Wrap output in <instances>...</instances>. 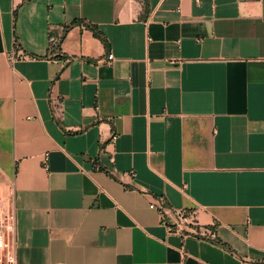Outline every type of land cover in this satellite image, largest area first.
Instances as JSON below:
<instances>
[{
  "label": "crops",
  "instance_id": "obj_1",
  "mask_svg": "<svg viewBox=\"0 0 264 264\" xmlns=\"http://www.w3.org/2000/svg\"><path fill=\"white\" fill-rule=\"evenodd\" d=\"M0 206L17 264H264V0H0Z\"/></svg>",
  "mask_w": 264,
  "mask_h": 264
},
{
  "label": "built area",
  "instance_id": "obj_2",
  "mask_svg": "<svg viewBox=\"0 0 264 264\" xmlns=\"http://www.w3.org/2000/svg\"><path fill=\"white\" fill-rule=\"evenodd\" d=\"M57 43L58 40L51 41V45ZM27 58H29V55L23 52L17 43L14 45L12 51L8 53L10 64ZM113 60V54L108 53L106 63L111 64ZM47 157L48 153H44L42 156L44 167H47ZM132 174L133 172H131ZM148 206L158 212L161 224L169 232L178 235L191 234L200 238L210 239L215 236L213 230H208L198 225V209L171 208L162 196L154 197ZM15 226L14 212L9 207L0 206V264H17Z\"/></svg>",
  "mask_w": 264,
  "mask_h": 264
},
{
  "label": "trees",
  "instance_id": "obj_3",
  "mask_svg": "<svg viewBox=\"0 0 264 264\" xmlns=\"http://www.w3.org/2000/svg\"><path fill=\"white\" fill-rule=\"evenodd\" d=\"M15 19H16V11L14 12L13 15V25L15 26ZM82 25L85 28L91 30V32L93 33V35L95 37H97L99 40H101L103 42V44L105 45L106 48H108V42L105 38V36L101 33V31L99 30V28L97 27L96 24H93L87 20L84 19H76L73 20L71 23L66 24L64 26V30H63V34L61 35L59 42L61 41V39L63 38V36L65 35V33L68 31V29L72 26V25ZM59 42L57 44H55L54 46H52V49L49 51V53L47 54V57L50 59H66L68 58V56H66L65 54H62L60 49H59ZM101 168V167H100Z\"/></svg>",
  "mask_w": 264,
  "mask_h": 264
}]
</instances>
